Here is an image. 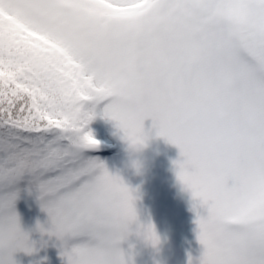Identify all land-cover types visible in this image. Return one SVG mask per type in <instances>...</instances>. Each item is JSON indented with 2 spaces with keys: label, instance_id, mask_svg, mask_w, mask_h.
I'll return each instance as SVG.
<instances>
[{
  "label": "snow or ice",
  "instance_id": "1",
  "mask_svg": "<svg viewBox=\"0 0 264 264\" xmlns=\"http://www.w3.org/2000/svg\"><path fill=\"white\" fill-rule=\"evenodd\" d=\"M97 115L130 148L180 149L203 246L189 264H264V0H0V264L39 250L21 182L66 264H102L130 222L158 248L138 188L94 154Z\"/></svg>",
  "mask_w": 264,
  "mask_h": 264
},
{
  "label": "rangeland",
  "instance_id": "2",
  "mask_svg": "<svg viewBox=\"0 0 264 264\" xmlns=\"http://www.w3.org/2000/svg\"><path fill=\"white\" fill-rule=\"evenodd\" d=\"M102 102L98 112L102 110ZM152 125L151 119L145 121V128L148 129ZM89 128L95 136L101 141V147L95 151L109 170L114 174L122 176L127 184L132 188H138L136 195L139 197L136 200L141 222H151L155 225L161 239L167 238V241H162L159 246L165 250L171 247L169 236L175 227L182 230V222L185 217V211L182 206L174 198L173 194L180 191H189L184 188L177 177V169L174 161L182 159L180 149L169 143L163 137H153L149 140L147 147L136 153L135 156L142 162V167L139 171L132 165V155L128 143L122 138L123 133L116 126V121L105 119L102 115H97L89 124ZM147 151L148 155L144 152ZM161 162L165 169L159 172L152 162ZM24 183V182H21ZM145 203L151 206L145 207ZM42 207L37 198V194H33L24 199L17 200L16 210L20 215L21 224L30 220L31 211L35 208ZM47 227L46 223L42 222ZM24 230H30L31 239L35 240L33 231L37 229V225L30 229L29 226H24ZM49 238V235H44ZM135 242V264H161L158 257L159 252L154 249L151 244H146L143 240L136 236L131 238ZM37 247L41 243L36 240ZM141 246L144 250L137 249ZM53 246V245H51ZM128 242H125L123 247L128 248ZM158 246V249L160 247ZM184 247V242H181L177 247ZM157 249V247H155ZM161 250V249H160ZM147 252H150L147 254ZM24 254V252H22ZM156 259V260H155ZM22 264V263H20ZM24 264H28L24 262ZM175 264H189V257H175Z\"/></svg>",
  "mask_w": 264,
  "mask_h": 264
},
{
  "label": "trees",
  "instance_id": "3",
  "mask_svg": "<svg viewBox=\"0 0 264 264\" xmlns=\"http://www.w3.org/2000/svg\"><path fill=\"white\" fill-rule=\"evenodd\" d=\"M29 195V192L27 191V185L24 187H21V192H20V198H23L25 196ZM179 198V197H178ZM179 201L184 205L187 214H188V220L183 222V230L180 231L179 228H174V230L170 234L169 240L172 242L171 246L175 248L169 249L167 252L168 258L165 260L164 264H175V257L177 256H182V257H189L190 255L194 258H198L201 253L203 246L200 244L198 238H197V229L198 225L196 223V211L193 209V198L192 194L188 191H185L181 194ZM204 210L201 209V212ZM44 214H40L39 216H43ZM40 219L46 220L49 223V216L48 213H46L45 218L39 217L28 224H24L23 226H29L32 227L35 224L41 222ZM30 232V230H25ZM31 233V232H30ZM33 236L35 238H38L39 235L42 233L38 230H35L32 232ZM162 241H167V238H162ZM181 242H184L185 246L184 247H177V244L179 245Z\"/></svg>",
  "mask_w": 264,
  "mask_h": 264
},
{
  "label": "clouds",
  "instance_id": "4",
  "mask_svg": "<svg viewBox=\"0 0 264 264\" xmlns=\"http://www.w3.org/2000/svg\"><path fill=\"white\" fill-rule=\"evenodd\" d=\"M149 140L147 141V145H148ZM143 148L145 147H142L140 149L130 148L131 150L130 154L133 157L132 165L137 169V171L141 169L142 162L140 161L138 157L135 156V154L142 151ZM122 179L124 178L122 177ZM135 207H136V203H135ZM138 218H139V214H138ZM139 221H140V218H139ZM147 223L148 222H143L145 226L147 225ZM133 236H136L138 239L143 240L146 244H150L146 239L145 228H142L140 226V223L138 222H130L128 223L127 228L124 231V233L114 238L104 249L103 255H102V264H135V251L134 250H135L136 245H135V242L131 240ZM125 242H128V245H129L127 249L123 247ZM77 264H79V262H77Z\"/></svg>",
  "mask_w": 264,
  "mask_h": 264
}]
</instances>
